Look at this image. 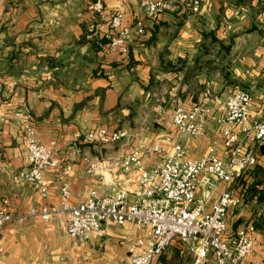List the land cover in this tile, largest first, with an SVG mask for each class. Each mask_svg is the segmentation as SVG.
Returning <instances> with one entry per match:
<instances>
[{
    "label": "crops",
    "instance_id": "1",
    "mask_svg": "<svg viewBox=\"0 0 264 264\" xmlns=\"http://www.w3.org/2000/svg\"><path fill=\"white\" fill-rule=\"evenodd\" d=\"M94 1L0 0V208L8 199L16 216L1 228L0 264H130L128 247L142 234L133 222L106 220L102 232L84 240L68 234L65 215L45 221L31 214L59 201L72 145L86 131L106 126L125 129L128 137L106 147L80 144L68 173L72 203L93 189L109 190L86 171L88 159L108 163L115 179L116 162L141 143L170 136L163 141L170 151L182 141L190 157L213 150L225 158L216 120L236 89L251 94L252 115L264 114V0H202L196 14L188 0H174L155 14L140 0H105V12L96 17L90 9ZM116 12L132 31L126 53L110 48L104 37ZM91 21L98 26L95 34L88 31ZM199 103L208 108L205 134L183 136L173 124V110ZM19 111L31 118L41 143L58 144L60 164L44 173L47 198L30 182L14 179L28 166ZM257 149V163L230 184L242 201L227 214L226 238L232 241L247 224L256 228L253 251L240 264H264V142ZM146 163L153 168L161 161ZM225 187L216 181L210 200ZM170 246L153 264H173L177 256H191L193 264L186 246L178 240Z\"/></svg>",
    "mask_w": 264,
    "mask_h": 264
},
{
    "label": "built area",
    "instance_id": "2",
    "mask_svg": "<svg viewBox=\"0 0 264 264\" xmlns=\"http://www.w3.org/2000/svg\"><path fill=\"white\" fill-rule=\"evenodd\" d=\"M150 14L166 10L174 0H140ZM194 14L200 13L202 0H188ZM90 9L93 15H103L105 0H95ZM109 30L104 32L110 48L121 53L128 51L132 31L124 24V14L116 12L108 20ZM142 33L141 21L136 24ZM95 21L88 25L90 33H97ZM251 94L245 89H236L227 99L225 111L216 120L223 138L226 157L221 158L213 150L202 157H190L182 141H177L170 151L163 141L170 136L133 147L120 161V173L115 179L109 164L88 159L86 171L109 185L107 192L93 189L78 203L70 202L68 173L73 162L80 156V144L106 147L128 137L125 129H110L106 126L92 128L78 136L70 151L69 163L64 166L65 175L59 188V201L44 204L31 214L49 221L54 215L67 217L66 230L72 237L89 239L92 233H100L106 220L123 225L133 222L142 232L128 247L130 264H153L174 240H178L193 256V264H204L209 258L214 264H240L253 251V224L240 227L232 241L226 238L227 214L230 208L240 205L238 196L230 184L254 166L258 161V145L264 142V114H251ZM22 129L27 150V169L15 175L16 181L30 182L42 197L49 196L45 170L57 167L55 157L59 150L56 140L41 143L36 126L23 111ZM208 108L202 104L184 108L176 105L173 124L186 137H201L205 134ZM159 158L157 167L149 168L146 160ZM1 163V162H0ZM0 164V170H1ZM216 181L226 184L215 201L211 195ZM204 186L201 195L200 187ZM25 216H20L22 219ZM5 199L0 208V231L14 220ZM4 246L0 238V255Z\"/></svg>",
    "mask_w": 264,
    "mask_h": 264
},
{
    "label": "rangeland",
    "instance_id": "3",
    "mask_svg": "<svg viewBox=\"0 0 264 264\" xmlns=\"http://www.w3.org/2000/svg\"><path fill=\"white\" fill-rule=\"evenodd\" d=\"M171 250H172V247L171 246H169L163 253V257H165L168 253H170L171 252ZM162 257V258H163ZM186 260H180L179 258H178V256L177 257H175L174 258V263L173 264H190L191 263V260H192V258H191V256H189L188 258L186 257L185 258ZM157 264H159V263H157Z\"/></svg>",
    "mask_w": 264,
    "mask_h": 264
}]
</instances>
